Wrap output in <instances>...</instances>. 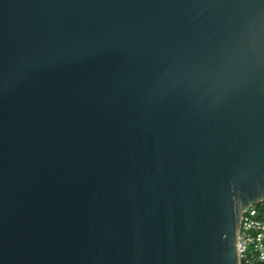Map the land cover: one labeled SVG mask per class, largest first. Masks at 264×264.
Segmentation results:
<instances>
[{
	"label": "water",
	"instance_id": "obj_1",
	"mask_svg": "<svg viewBox=\"0 0 264 264\" xmlns=\"http://www.w3.org/2000/svg\"><path fill=\"white\" fill-rule=\"evenodd\" d=\"M264 200V0H0V264H241Z\"/></svg>",
	"mask_w": 264,
	"mask_h": 264
},
{
	"label": "built area",
	"instance_id": "obj_2",
	"mask_svg": "<svg viewBox=\"0 0 264 264\" xmlns=\"http://www.w3.org/2000/svg\"><path fill=\"white\" fill-rule=\"evenodd\" d=\"M238 249L241 264H264V200L243 213Z\"/></svg>",
	"mask_w": 264,
	"mask_h": 264
},
{
	"label": "bare ground",
	"instance_id": "obj_3",
	"mask_svg": "<svg viewBox=\"0 0 264 264\" xmlns=\"http://www.w3.org/2000/svg\"><path fill=\"white\" fill-rule=\"evenodd\" d=\"M254 205H257V204H254Z\"/></svg>",
	"mask_w": 264,
	"mask_h": 264
}]
</instances>
